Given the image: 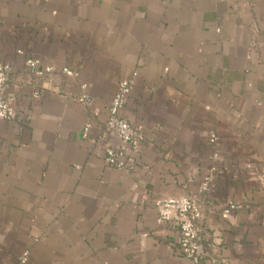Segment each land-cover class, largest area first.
<instances>
[{
    "label": "crops",
    "instance_id": "crops-1",
    "mask_svg": "<svg viewBox=\"0 0 264 264\" xmlns=\"http://www.w3.org/2000/svg\"><path fill=\"white\" fill-rule=\"evenodd\" d=\"M0 62V264H264V0H0ZM134 72L121 114L141 138L117 170L108 108ZM180 197L201 211L198 263L156 222Z\"/></svg>",
    "mask_w": 264,
    "mask_h": 264
},
{
    "label": "built area",
    "instance_id": "built-area-1",
    "mask_svg": "<svg viewBox=\"0 0 264 264\" xmlns=\"http://www.w3.org/2000/svg\"><path fill=\"white\" fill-rule=\"evenodd\" d=\"M18 54L23 55L22 52H18ZM24 66L26 70L40 78L50 76L54 72L53 67L44 65L39 59L28 57L24 61ZM12 70L10 64L0 62V121H9L15 115L7 94ZM63 72L69 76L74 75L68 69H63ZM137 77L138 73L134 72L129 78L120 82L118 91L108 108L107 129L118 137L120 145L106 150L105 162L109 167L117 170H127L130 167L128 153L131 149L133 150L136 141L141 138L137 129L121 114L127 99L131 95ZM89 128V125L85 127V134L88 133ZM209 142L215 145L217 136L211 135ZM209 180L208 178L205 179L201 188L202 192L208 190ZM153 207L156 211V222L159 225L171 224L177 228L180 256L191 259L194 263L201 261L205 255V248L199 230L201 211L196 199L193 197L161 198L154 202ZM235 209L236 206L231 203L224 210V214H230ZM28 261L29 253L24 252L19 258V262L26 264Z\"/></svg>",
    "mask_w": 264,
    "mask_h": 264
}]
</instances>
